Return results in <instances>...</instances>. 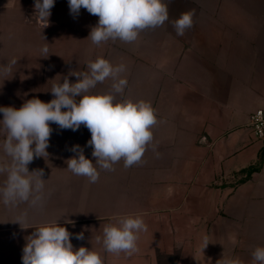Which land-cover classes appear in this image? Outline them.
<instances>
[{"label":"crops","instance_id":"0c3cea01","mask_svg":"<svg viewBox=\"0 0 264 264\" xmlns=\"http://www.w3.org/2000/svg\"><path fill=\"white\" fill-rule=\"evenodd\" d=\"M165 2L169 21L142 31L133 57L173 59L171 68L160 71L177 91L167 96V104H182L183 115H188L186 119L171 113L166 125L174 130L175 120H180L187 132L180 134L187 139L183 149L194 150L193 160L178 163L181 171L166 177L149 174L141 182L150 197L140 204L131 200L133 210L121 211L123 216L139 214L147 224L137 253L117 256L102 246L96 250L104 264H253L252 252L264 246V145L249 125L252 113L264 111V0ZM34 4L0 0V67L6 68L0 69L2 74L16 65L13 59L19 53L26 59L23 53L32 42L37 62L20 63L43 65L45 57L39 53L58 38L55 26L98 24L99 17L86 9L74 16L68 0H55L47 38L48 32L25 26L26 11ZM189 10L195 13L193 27L177 36L171 21ZM190 75L197 81L187 78ZM189 124L192 128L185 126ZM145 164L141 168L149 170L173 165L166 160ZM204 237L209 243L205 248Z\"/></svg>","mask_w":264,"mask_h":264},{"label":"clouds","instance_id":"9594fccd","mask_svg":"<svg viewBox=\"0 0 264 264\" xmlns=\"http://www.w3.org/2000/svg\"><path fill=\"white\" fill-rule=\"evenodd\" d=\"M54 4L55 0H35L34 7L43 28L48 26ZM68 5L70 14L74 16L84 8L99 17L98 24L91 29L87 38L97 46L109 40L135 42L142 31L162 27L169 21L168 3L165 0H68ZM194 14V10L184 12L171 21L177 36H183L193 27ZM41 54L47 58L49 49L43 47ZM125 71L123 63L113 65L99 57L88 62L87 71L69 73L77 77L76 83H70L65 77L63 83L53 84L51 93L55 98L50 102L33 98L19 109L0 107V113H3L0 134L5 136L2 149L10 158L9 162L0 163V175L6 174V180L0 186V199L5 206L15 207L21 203H28L32 207L42 206L46 181L42 179L44 171L29 172L28 165L34 157H48L46 150L52 133L50 122L72 131L84 125L90 131L88 145L93 149L92 156L96 163L86 158L78 145L72 148L77 155L66 161L69 171L86 177L90 183H96L99 179L97 166L102 170L114 171V165L121 160L125 168L142 161L144 153L152 145V129L158 119L150 102L116 99L128 84L122 76ZM106 79L112 81L111 90L92 94L91 90ZM77 97L80 99L77 100ZM25 220L26 216H21L11 222L27 229L29 227L23 226ZM66 223L73 222L66 220ZM147 231L143 217L130 214L122 216L115 223L105 224L102 236L95 239L109 254L131 256L139 251L140 234ZM71 236L58 220L35 227L23 248V264H104L99 251L83 246L74 249ZM75 238L84 239L83 233ZM208 244L207 237H204V248ZM252 258L253 264H264V246L256 247ZM225 264L230 262L226 261Z\"/></svg>","mask_w":264,"mask_h":264},{"label":"rangeland","instance_id":"374dc122","mask_svg":"<svg viewBox=\"0 0 264 264\" xmlns=\"http://www.w3.org/2000/svg\"><path fill=\"white\" fill-rule=\"evenodd\" d=\"M175 12L180 14L181 11ZM24 23L27 29L33 32L39 30L49 33L52 25L49 24L43 28V25L29 23L25 16ZM55 28L59 30L56 36L58 38L50 43L47 42L49 56L44 58L43 65H22L20 63L25 60L30 63L37 62L38 50L36 42H32L33 46L23 53L26 59L18 52L19 54L13 59L16 65L10 66V72L0 73V107L19 109L33 98L46 103L50 102L55 98L51 93L53 84L63 83L65 77L70 83H76L77 77L69 73L85 72L89 61L102 57L113 65L123 63L126 66V71L122 76L127 79L128 84L123 94H117L116 99L150 102L155 109L158 123L152 129L154 137L152 145L146 150L139 164L125 168L121 160L114 165V171L102 170L97 166L99 179L96 183H90L86 177L74 175L69 171L66 163L68 159L77 155L72 151L73 146L76 145L83 149L86 158L90 159L93 164L96 163L92 156L93 149L88 145L91 139L90 131L84 125L72 131L61 129L57 124L50 122L52 133L49 147L46 150L48 157H34L28 165L29 172L40 169L44 171L42 179L46 181L42 206L32 207L28 203H21L15 207L5 206L0 199V264H23V248L27 237L35 231V227L55 220H58V223L72 234L70 240L74 249L82 246L89 250L91 248L100 249L102 245L97 244L95 238L102 236L103 226L115 223L123 216L121 211L122 213L123 211L129 212V209L132 211L135 203L131 200L136 199L140 204L142 199L147 200L150 197V194L144 193L146 187L141 181L149 179V174L166 177L169 174L180 172L181 167L177 165L178 163L193 160L194 150L188 152L187 149H183L186 147L187 139L180 138V134L185 132L180 120H175L174 130L166 125L170 123L171 113L177 117L184 114L182 104H179V107L167 104V96H172L173 93L175 95L177 91L175 88L173 90L171 83H168L167 75L160 72L171 68L169 62L173 59L166 57L134 58V42L109 40L97 46L87 39L93 27L58 25ZM48 33H46L47 38L51 36V33L49 35ZM187 78L197 81L196 75H190ZM111 83L110 79H106L104 83L97 84L96 88L91 90L92 94L109 92ZM79 99L77 97V100ZM187 115L188 113L183 116L187 119ZM2 119L3 113H0V120ZM185 126L192 128L191 124ZM4 139L5 136L0 134V163H7L10 159L2 149ZM181 141L183 142L180 143ZM171 149L173 153H169ZM165 160L173 163L168 169L141 168L146 166L145 163ZM5 180L6 174L0 175V186H3ZM125 192L128 198L126 200H124ZM21 216H26L23 226L29 228L24 229L19 223L11 222ZM66 220H71L73 223H66ZM80 233L84 236L82 240L75 238Z\"/></svg>","mask_w":264,"mask_h":264},{"label":"built area","instance_id":"2783aa9c","mask_svg":"<svg viewBox=\"0 0 264 264\" xmlns=\"http://www.w3.org/2000/svg\"><path fill=\"white\" fill-rule=\"evenodd\" d=\"M26 20L31 24L42 25V23L38 19V14L36 13L35 8L27 9ZM249 125L256 140L260 141L264 145V111L262 109H258L251 114ZM262 162L264 165V150L262 155Z\"/></svg>","mask_w":264,"mask_h":264}]
</instances>
